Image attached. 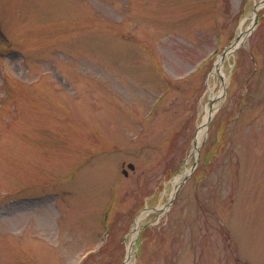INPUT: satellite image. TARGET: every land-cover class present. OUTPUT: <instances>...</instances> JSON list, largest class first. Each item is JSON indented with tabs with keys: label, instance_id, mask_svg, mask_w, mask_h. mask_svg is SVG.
Masks as SVG:
<instances>
[{
	"label": "rangeland",
	"instance_id": "374dc122",
	"mask_svg": "<svg viewBox=\"0 0 264 264\" xmlns=\"http://www.w3.org/2000/svg\"><path fill=\"white\" fill-rule=\"evenodd\" d=\"M263 1L0 0V264H264Z\"/></svg>",
	"mask_w": 264,
	"mask_h": 264
},
{
	"label": "bare ground",
	"instance_id": "6f19581e",
	"mask_svg": "<svg viewBox=\"0 0 264 264\" xmlns=\"http://www.w3.org/2000/svg\"><path fill=\"white\" fill-rule=\"evenodd\" d=\"M257 7L259 8L260 7V4H257ZM246 38H247V33H245L243 30H241L239 32V34H238V38L227 49L228 53L234 52L235 50H237L238 48H240V46L246 41ZM223 64H224V61L220 58L217 61V63H216V70L219 71V72L220 71L222 72ZM206 119H207V116L205 117L204 123H203L202 127L199 129V131H198V133L196 135L195 142H194V145H195V150H194V153H193L194 155L197 154V147H199L200 142H201V139L203 138V135L206 132V130H205V128H206L205 127ZM185 175H188V172H183L182 174H179L175 178V180L173 182L174 187L180 183L181 177L182 176H185ZM162 209L163 210H166V208H162ZM138 225H139V219L136 220L135 226H134V229H133L134 239L138 235V232H139ZM131 246L129 247V250H128V258H127L125 264H132L133 263V252H132V247Z\"/></svg>",
	"mask_w": 264,
	"mask_h": 264
},
{
	"label": "water",
	"instance_id": "95a60500",
	"mask_svg": "<svg viewBox=\"0 0 264 264\" xmlns=\"http://www.w3.org/2000/svg\"><path fill=\"white\" fill-rule=\"evenodd\" d=\"M256 10H257V9H256ZM256 10H255V11H256ZM255 18H256V19H255V22H257V20H258V19H257V16H255ZM197 149H198V147H197ZM128 167H129L130 169H132V170L134 169V165H133V164H129ZM125 174H127L126 171H125ZM186 179H187V177H185L184 181H182V182L177 186V188H176V192H175V196H176V193H177V191L179 190V188H181L182 185L184 184V182L186 181Z\"/></svg>",
	"mask_w": 264,
	"mask_h": 264
},
{
	"label": "trees",
	"instance_id": "16d2710c",
	"mask_svg": "<svg viewBox=\"0 0 264 264\" xmlns=\"http://www.w3.org/2000/svg\"><path fill=\"white\" fill-rule=\"evenodd\" d=\"M261 17L264 18V17H263V14L260 15V18H261ZM145 227H146V226H145ZM144 231H145V229H144ZM108 243H109V240H108L107 243L104 245V247H103V249H102L103 251H104L105 248L108 246ZM102 250H101L99 253L103 252ZM92 257H94V254L91 255V256H89L87 259H85V261L83 262V264H87L88 260H90Z\"/></svg>",
	"mask_w": 264,
	"mask_h": 264
}]
</instances>
